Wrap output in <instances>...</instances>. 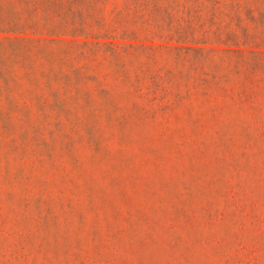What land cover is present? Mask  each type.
I'll return each instance as SVG.
<instances>
[{
    "label": "rangeland",
    "instance_id": "1",
    "mask_svg": "<svg viewBox=\"0 0 264 264\" xmlns=\"http://www.w3.org/2000/svg\"><path fill=\"white\" fill-rule=\"evenodd\" d=\"M0 264H264V0H0Z\"/></svg>",
    "mask_w": 264,
    "mask_h": 264
}]
</instances>
